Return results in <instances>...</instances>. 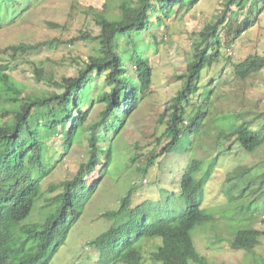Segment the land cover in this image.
<instances>
[{"label": "trees", "instance_id": "trees-1", "mask_svg": "<svg viewBox=\"0 0 264 264\" xmlns=\"http://www.w3.org/2000/svg\"><path fill=\"white\" fill-rule=\"evenodd\" d=\"M17 1L0 0V32L6 11L3 4ZM118 1L120 12L117 16L96 10L89 14L100 28L97 36L81 32L69 41L55 39L36 45L19 44L0 51V264H51L66 244L71 231L84 217L87 203L100 187L97 181L92 184L89 179L94 180L96 173H101L102 178L109 174L113 159L111 140L110 137L105 140L110 142V146H100L102 136L96 129L103 126L107 135L110 132L115 136L120 135L127 121L139 109L142 97L147 94L154 79L153 68L144 55L128 57L135 68V75H130L125 59L127 55L121 56L119 53V36L124 38V43H129L127 37L134 42V36L151 32L154 17L164 24V19L173 15L176 8L187 7L190 10L201 0ZM263 8L264 0H223L219 14L199 32L200 40L194 43L193 60L180 77L182 88L166 105L161 116V123L166 125V129L157 138V144H161L162 137L170 141L161 153L152 151L145 157L137 152L139 144L134 146L138 154H134L131 161L135 164L138 161L136 170L140 177L155 165H160L164 155H169L180 146H188L191 138L200 137L214 103L212 87L216 83L213 80L206 87L205 102L195 104L194 97L200 94L202 74L207 68L222 62L224 46L231 47L233 42L261 23ZM241 15L243 18L239 19ZM50 28L63 29V26L51 23ZM151 37L155 38L152 34ZM87 40L98 43L99 53L89 58L77 77L58 78L45 70L44 63L31 60L28 62L32 65L33 75L49 88L30 89L14 77L12 64L27 61L25 56L45 46L54 47L55 43L76 45ZM18 54L22 57L18 58ZM3 57L7 63L3 62ZM233 66L237 80L244 83L264 70V54L251 55L239 63H233ZM98 78L104 79V88L94 87ZM93 105H102L103 109L100 120L92 126L90 115ZM258 117L262 120L264 114ZM234 119L235 123L239 122V119ZM251 119L235 125L222 123L223 135L231 136L248 153L264 146V121H259L256 128V121ZM87 130H91L87 137L90 147L88 161L80 164L72 180L66 179L51 187L52 194L59 189L62 192L53 200H45L48 204L41 208L44 214L43 219L40 213L41 222L21 226L43 195L41 182L46 183L58 166L54 157L48 154L46 135L60 137L64 155H67ZM203 166L198 160H192L189 164L184 185L180 186L187 208L178 212L171 221L150 225L154 219H148V212L154 216L157 210H153V207L148 209L143 203H135L138 185L130 187L126 196L120 199L118 207L103 216L110 221L120 220L128 214L130 218L122 227H113L104 233L100 238V250L115 249L105 242L106 239L116 240L117 236L124 240L127 231L133 237L127 245L108 255L109 261L105 259L107 264H143L142 241L154 238L162 240V246L151 253V259L157 264H211L197 250L192 235L195 229L214 219L203 209L206 195L204 183L207 182L204 179L208 176L196 178ZM254 167L242 165L229 173L226 179L230 188L226 193L230 202L236 203L237 208L241 206L235 213L245 218L249 215L264 218V168L255 172ZM115 228L123 232L117 234ZM235 232L230 242L231 248L251 255L254 264H264V257L256 252L264 238V230L237 226Z\"/></svg>", "mask_w": 264, "mask_h": 264}, {"label": "rangeland", "instance_id": "rangeland-1", "mask_svg": "<svg viewBox=\"0 0 264 264\" xmlns=\"http://www.w3.org/2000/svg\"><path fill=\"white\" fill-rule=\"evenodd\" d=\"M222 2L223 0H201L190 10L187 7L176 8L173 15L164 19V24L154 17L151 32L134 36V42L127 37L129 43H124V38L119 36V53L121 56H125L126 53L125 59L130 75H135V68L128 57L137 58L144 55L153 68V85L142 97L139 109L127 121L120 135L115 136L112 132L107 135L103 126L96 129L99 136H102L100 146H110V142L105 141L110 137L112 165L109 174L106 173L107 176L104 178H101V173L95 174L100 189L51 264L106 262L103 254L111 250L91 248L90 243L111 228L122 227V224L129 222L130 216L125 215L122 219L109 224L100 217V214L106 210L116 209L130 187L138 185L139 192L135 195V203H143L148 209L155 207L157 212H154L153 219L156 222L160 218L158 211L160 207L184 204L178 201L180 196L177 180H180L192 160H198L204 165L196 178L208 176L204 179L208 182L204 183L206 196L203 209L214 218L210 223L201 225L193 231L197 250L207 257L211 264H254L251 255L244 251H234L230 242L235 236L237 226L264 230V218L257 215L245 218L237 214V209L241 206L237 208L236 203L230 202L226 193L230 185L226 177L242 165H255L254 171H261L264 168V146L253 153L244 151L231 136L223 135L222 123L235 125L252 118V121H256L257 128L258 122L264 121L258 117L259 114H264V70L242 83L237 80L233 66V63H239L251 55L264 54V8L261 23L233 42L231 47L224 46L222 62L207 68L202 74L200 94L194 97L195 104H203L207 94L206 87L213 80L216 83L212 87L215 92L214 103L200 137H193L188 146L183 144L185 146L164 155L160 165H155L142 177L136 170L138 161L136 164L131 161L134 154L140 153L145 157L152 151L161 153L170 141L169 138L162 137L161 144H157V138L161 137L166 129V125L161 123V116L166 105L182 88L180 77L186 73L188 63L193 60L194 43L200 40L199 32L219 14ZM3 6L6 11L0 32V51L19 44L36 45L55 39L69 41L81 32L97 36L100 28L89 15L92 10L106 11L113 16L119 15L120 12L118 0H18L15 3L5 2ZM242 18V15L239 16V19ZM51 23L62 25L63 29H51ZM151 34L155 38H152ZM98 53L99 46L95 41H80L76 45H70L69 42L55 43L54 47L45 46L38 52L25 56L27 60L25 62L13 63L14 77L30 89H47L49 88L47 84L33 75L29 60L38 64L44 63L45 70L58 78L77 77L79 70L85 66L89 58ZM17 56L22 57L21 54ZM3 62L7 63L5 57ZM104 85V79L98 78L94 87L99 89L104 88ZM202 94L204 96L201 98ZM91 108L90 119L93 126L100 120L103 106L93 105ZM233 116L239 119V122L235 123ZM90 133L91 130H87L84 137L76 142L73 150L67 155H64L60 137L46 135L48 154L54 157L58 166L46 184L41 182L43 195L44 188L46 190L44 199L42 195L32 214L21 223V226L41 222L40 213L44 219L41 208L48 204L45 200H53L54 196L62 192L59 189L52 194L51 187L66 179L72 180L80 164L88 161L90 147L87 137ZM137 143L138 153L134 147ZM146 200L148 201L144 203ZM241 221L248 223L243 224ZM114 232L118 234L123 230L116 229ZM142 246L143 264H157L151 259V253L162 246V240L147 239ZM256 252L264 257V238L261 239Z\"/></svg>", "mask_w": 264, "mask_h": 264}, {"label": "clouds", "instance_id": "clouds-1", "mask_svg": "<svg viewBox=\"0 0 264 264\" xmlns=\"http://www.w3.org/2000/svg\"><path fill=\"white\" fill-rule=\"evenodd\" d=\"M110 165H112V162H111ZM187 170H188V169H187ZM187 170H186V171L184 172V174L181 176L180 180H177V181H178V183H177V184H178V186H177V190L179 189V192H178V193H179V196H180V198H179L178 201L183 202L184 204L178 205V206H176V207H160V208L158 209V211H160V218H159L160 220H157L156 222H151V223H149L150 225H155V224H157V223L160 222V221H165V222H167V221H171V220H173L174 218H176L175 216H177L176 214H177L178 212H181V211H183L184 209L187 208L186 197L184 196L183 189L180 188V186L184 185V183H183V179H184V175L186 174ZM108 171H109V169H108ZM100 172H101V171H100ZM99 174H100V173H99ZM105 176H107V175H105ZM101 178H102V177H101ZM48 180H49V179H48ZM96 181H98L97 178H96V176H95L94 180H92L91 178L89 179V182L92 183V184H93V182L95 183ZM207 182H208V181H207ZM46 183H47V182H46ZM46 183H44V184H46ZM44 189H45V188H44ZM99 189H100V187L96 190V194L98 193ZM96 194H95V196H96ZM205 194H206V191H205ZM95 196H94V197H93V198L87 203V206H86L87 209H88L89 205L92 203V201L94 200ZM205 196H206V195H205ZM146 201H148V200H146ZM146 201H145V202H146ZM119 203H120V201H119ZM153 208H154L153 210H156L155 207H153ZM109 212H112V210H106V211H103V212L100 214V217H101L103 220L107 221V222L110 224L112 221H110V220H108V219H105V218L103 217L105 214H107V213H109ZM170 212H173L174 215H171L172 213H170ZM168 213H170V214H168ZM148 219H153V216H151L150 214H148ZM131 233H134V232H131ZM103 235H104V234H103ZM103 235H101V236H100L99 238H97L95 241H92V242L90 243V247H91V248L95 247V248H97V249H100V247H99V244L101 243L100 238H101ZM129 235H130V232L127 231L126 234L124 235V240H122L121 238H119V237L116 236V240H115L114 238H109V239H106L105 242H106L107 244L113 245V247H114L115 249H118V248H121V247L127 245L128 242H129V240H130L131 238H133V237H131V236H129ZM109 240H112V241L109 242ZM146 240H147V239L143 240V241H142V244H143V242L146 241ZM87 247H88V246H87ZM62 248H63V247H62ZM115 249H113V248H105V250H111V251H109L108 253L103 254V256H105V258L107 259V258H108V255L111 254V253H113V252L115 251ZM108 261H109V258H108ZM108 261L104 262L103 264H107Z\"/></svg>", "mask_w": 264, "mask_h": 264}]
</instances>
